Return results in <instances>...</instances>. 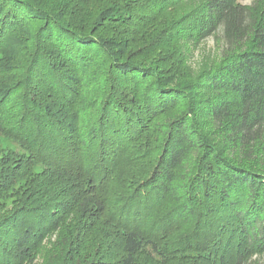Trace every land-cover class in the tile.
<instances>
[{
    "label": "trees",
    "instance_id": "16d2710c",
    "mask_svg": "<svg viewBox=\"0 0 264 264\" xmlns=\"http://www.w3.org/2000/svg\"><path fill=\"white\" fill-rule=\"evenodd\" d=\"M258 8L0 0V264L264 261V165L203 129L264 156ZM210 37L220 62L182 81L179 42Z\"/></svg>",
    "mask_w": 264,
    "mask_h": 264
},
{
    "label": "rangeland",
    "instance_id": "374dc122",
    "mask_svg": "<svg viewBox=\"0 0 264 264\" xmlns=\"http://www.w3.org/2000/svg\"><path fill=\"white\" fill-rule=\"evenodd\" d=\"M258 3L259 6V11L264 12V0H237L239 3H244L247 5H252L254 2ZM184 40V39H183ZM181 40L179 42V45L181 47V51L177 52V54H172L174 55V60L172 63H175L181 70V73H179V77L182 81H194L199 78V75L204 71V70H210L215 68V66L218 65L220 62V57H221V47H220V41L216 40L215 37H210L204 40H201L199 43H193L191 41H183ZM132 49H135L132 47ZM145 50V48H143ZM167 53V52H166ZM171 53V52H168ZM136 55H142L147 59L148 63H155V61L159 55H162L161 52H158L157 55H151L149 56L147 53H142L141 54H136ZM155 61V62H152ZM163 61V60H162ZM146 62V63H147ZM203 91L198 90V92L195 94L197 98H201ZM181 106V105H180ZM182 106L180 109L176 108L173 110V112L168 113L164 115L162 118H160L159 121L161 122H166L168 119L172 118L176 114H178L182 110ZM201 121H206L208 123L209 119L202 117L200 119ZM204 131H209L211 136L213 137L214 141H218L221 145H223L228 152H230L231 155H234L235 157H238L239 160L243 161L246 163V161H253V162H260L262 161V164L264 165V156L262 155L261 152V147L258 144L255 146L256 148L254 149L253 152H251L248 148L246 149H241L238 146H235L234 144H230L229 138L227 139V135H224L220 133V131L215 130L214 125L211 123L205 126ZM145 146L147 147L149 144V141L145 138ZM0 147L2 149H13L15 147L14 143L6 138L5 136H0ZM3 153V152H2ZM260 163H258L260 165ZM37 171H41V169H37ZM125 178V177H124ZM133 182V180H132ZM118 185V184H117ZM171 232L174 236V230L176 229H170ZM54 238V237H53ZM44 261V257L41 256L38 259L37 263H42ZM253 264H264L263 259H259V257H253Z\"/></svg>",
    "mask_w": 264,
    "mask_h": 264
}]
</instances>
